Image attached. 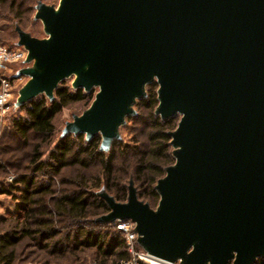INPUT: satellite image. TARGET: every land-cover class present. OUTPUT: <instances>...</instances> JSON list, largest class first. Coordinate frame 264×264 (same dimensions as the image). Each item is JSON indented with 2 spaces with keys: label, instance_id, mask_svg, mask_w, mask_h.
<instances>
[{
  "label": "water",
  "instance_id": "water-1",
  "mask_svg": "<svg viewBox=\"0 0 264 264\" xmlns=\"http://www.w3.org/2000/svg\"><path fill=\"white\" fill-rule=\"evenodd\" d=\"M44 38L15 26L27 56L15 78L18 108L73 76L97 92L60 137L99 136L107 152L134 105L157 84L154 115L178 117L174 163L154 187L155 209L129 181L123 203L97 193L130 220L138 246L179 264H256L264 259V0H59L37 2Z\"/></svg>",
  "mask_w": 264,
  "mask_h": 264
},
{
  "label": "trees",
  "instance_id": "trees-1",
  "mask_svg": "<svg viewBox=\"0 0 264 264\" xmlns=\"http://www.w3.org/2000/svg\"><path fill=\"white\" fill-rule=\"evenodd\" d=\"M10 11L18 17L22 0H0V6L7 5ZM23 30L19 25H17ZM150 91L146 99L138 100L136 104L145 106L151 115V132L148 134L149 149L141 153L135 160V174L143 179L146 188L153 197H157L152 185L164 175V168L171 164L168 142L170 140L167 131L174 128L176 118H170L162 122L158 116L152 115L157 106L154 88L150 85ZM148 89V88H147ZM91 100L92 94L85 93L82 89L72 90L68 86H59L54 91L52 101L40 95L26 104L18 107L23 116L15 117L10 121L12 132L22 141H26L29 134L50 139L54 134L53 121L60 111L71 104ZM100 137L96 136L85 141L84 135H67L59 137L56 144L48 152L45 160H41L38 147L34 148L30 156V175L20 174L12 177L8 186L0 187V195H10L16 191L19 195L17 208L22 217L19 231L0 234V264H14L15 247L22 238H30L38 241V245L44 249L49 244L40 245L48 239H55L58 231L55 226L56 218L65 220L69 224L86 222L88 218L101 213H107L105 202L83 185L84 179L80 176L72 190H59L57 195L52 188L54 178H59L62 172L69 167L87 169L92 164H98L104 178V192L112 196L115 201L125 198L124 186L113 174V161L115 153V141L107 152L99 150ZM107 153V154H105ZM44 177L47 182H36L38 177ZM94 188H99L101 180L95 178ZM61 183L66 184L61 179ZM50 201L51 205L47 204ZM19 216V215H18ZM95 223V222H94ZM96 227H106L108 224L95 223ZM94 248L98 255L116 260L128 259L124 249L121 234L114 230L105 229L104 232L95 231L93 228L78 226L73 232L65 234L59 240H54L50 245L52 253H61L72 248ZM256 264H264V259L257 260Z\"/></svg>",
  "mask_w": 264,
  "mask_h": 264
},
{
  "label": "rangeland",
  "instance_id": "rangeland-1",
  "mask_svg": "<svg viewBox=\"0 0 264 264\" xmlns=\"http://www.w3.org/2000/svg\"><path fill=\"white\" fill-rule=\"evenodd\" d=\"M39 1L53 7H57L59 3V0H22L23 7L20 8L18 17H15L14 13L10 11L8 4L0 6V44L8 47L16 46L17 35L14 28L17 25H19L23 31L29 33L32 37L39 39L46 37L43 32L41 22L34 20L36 4ZM27 66L29 65L24 63L16 64L10 68L9 72L16 76L22 68ZM73 79V76L68 77L64 79L59 86L63 85L71 88ZM14 80V91L16 89L19 91V89L26 83L27 77L22 76L15 78ZM150 85L154 88L153 90L156 94L157 84L153 82L146 85V95L149 94ZM96 92L97 88H93L89 92L92 94L91 100L88 99L63 108L53 121L54 134L48 140L36 134H29L26 141H22L18 138V136H16L10 128V121L15 117L23 116V112L18 111V108L12 110L4 122L0 123V187H7L10 182L9 178L20 174L28 175L30 173L29 160L34 148L38 147L41 154V160H45L48 152L58 141L65 123L71 121L73 115H81L83 111L90 106ZM147 96L143 99H146ZM16 99L17 95L15 100ZM133 109L135 111V115L127 117L125 119V123L119 128L120 138L115 141L116 145L112 150V152L115 153L113 161V174L116 178H118L120 184L124 186L125 192V198L122 201L117 202L123 203L126 201L127 186L129 181H131L136 189L137 198L140 201L147 203L151 209H155L159 200L158 195L157 197L151 196L146 188L145 182H143V179H139L137 174H135L136 158L141 153L149 149L147 136L152 129L150 126L151 115L149 110L142 104H135ZM154 110L152 111V115H154ZM174 118H176L174 128L168 130L167 135L169 132H172L177 125L179 118ZM169 142L168 151L171 155L170 165H172L174 163V158L172 156V147ZM80 176L84 179V181H82L84 182L83 185H85L90 191L97 193L100 189H104V178L101 174L99 165L96 163L88 166L87 169H81L77 166L66 168L58 179L54 178L52 188L56 191L55 193L57 195L59 194V190L75 189L77 181L81 183L80 180L82 179H78ZM95 178H99L101 180L99 188H94V184L96 183ZM61 179L65 180L66 184L62 185ZM36 182L45 184L47 180L40 176ZM155 185L156 182L151 187L154 191ZM18 198L19 195L16 191H13L11 196L0 195V234H15L16 231H19V225L22 220V217L20 216L22 215L17 212L18 208L16 206L17 202L19 203ZM47 204L51 205L50 201H48ZM103 214H106V212L93 218L90 217L86 222H80L79 224H69L65 220L62 221L59 218L54 219L56 223L55 226L57 227L56 230L59 234L54 240L61 239L65 234H69L77 229L78 226L93 228L98 232H104L105 229L114 230V227L110 224L106 227L95 226L94 220ZM54 240L48 239L47 241L41 242L40 245L49 244V247L42 249L38 245V241H32L30 238L20 239L14 250V264H115L117 261L114 257L104 258L98 255L96 250L90 247H81L77 249L72 248L61 253H52L50 245ZM171 264L179 263L175 262Z\"/></svg>",
  "mask_w": 264,
  "mask_h": 264
},
{
  "label": "built area",
  "instance_id": "built-area-1",
  "mask_svg": "<svg viewBox=\"0 0 264 264\" xmlns=\"http://www.w3.org/2000/svg\"><path fill=\"white\" fill-rule=\"evenodd\" d=\"M26 56L27 52L22 47L0 44V123L4 122L8 114L16 108L15 98L18 89L14 91L15 75L9 72L10 68L16 64H23ZM11 180L12 178H9V181ZM110 225L121 234L124 249L128 254V259L117 260L115 264H151L148 260L150 255L137 244L134 223L130 220H115Z\"/></svg>",
  "mask_w": 264,
  "mask_h": 264
},
{
  "label": "bare ground",
  "instance_id": "bare-ground-1",
  "mask_svg": "<svg viewBox=\"0 0 264 264\" xmlns=\"http://www.w3.org/2000/svg\"><path fill=\"white\" fill-rule=\"evenodd\" d=\"M150 261L151 264H171L170 262L161 260L159 258L156 257H151L148 259Z\"/></svg>",
  "mask_w": 264,
  "mask_h": 264
}]
</instances>
